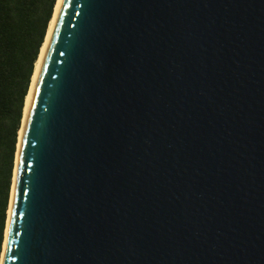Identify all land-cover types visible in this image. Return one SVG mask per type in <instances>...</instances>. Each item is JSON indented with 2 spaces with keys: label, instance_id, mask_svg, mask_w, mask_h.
Wrapping results in <instances>:
<instances>
[{
  "label": "water",
  "instance_id": "95a60500",
  "mask_svg": "<svg viewBox=\"0 0 264 264\" xmlns=\"http://www.w3.org/2000/svg\"><path fill=\"white\" fill-rule=\"evenodd\" d=\"M6 231L0 264H264V0H63Z\"/></svg>",
  "mask_w": 264,
  "mask_h": 264
},
{
  "label": "trees",
  "instance_id": "16d2710c",
  "mask_svg": "<svg viewBox=\"0 0 264 264\" xmlns=\"http://www.w3.org/2000/svg\"><path fill=\"white\" fill-rule=\"evenodd\" d=\"M57 0H0V262L26 99Z\"/></svg>",
  "mask_w": 264,
  "mask_h": 264
},
{
  "label": "bare ground",
  "instance_id": "6f19581e",
  "mask_svg": "<svg viewBox=\"0 0 264 264\" xmlns=\"http://www.w3.org/2000/svg\"><path fill=\"white\" fill-rule=\"evenodd\" d=\"M62 2H63V0H58L57 1L56 7H55V11H54V15H53V19H52V21L50 23L45 43H44V45H43V47L41 49V53H40L38 62L36 64L35 73H34V76H33V79H32L30 91H29V94H28L27 99H26L25 110H24V119H25V115H26V111H27V108H28V105H29L30 98L32 96V93H33V90H34V87H35V84H36V80H37L40 68H41L42 63H43V59H44V56H45L46 48H47L49 40H50V38L52 36L53 30H54V26H55L56 20L58 18V15H59V12H60V9H61V6H62ZM24 119H23V123H24ZM22 127H23V124H22ZM21 134H22V129L20 131L18 152H19V146H20V141H21ZM18 152H17V157H18ZM17 157H16V166H17ZM16 166H15V171H14V182H15V175H16ZM14 182H13V185H12V192H11L12 196H13ZM12 196H11V200H10V208H11V203H12ZM10 208L8 210L9 214H10ZM9 214H8V219H9ZM7 225H8V220H7ZM5 239H6V234H5Z\"/></svg>",
  "mask_w": 264,
  "mask_h": 264
}]
</instances>
